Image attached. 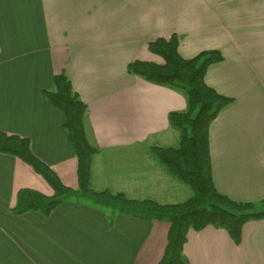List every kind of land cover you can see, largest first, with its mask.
I'll use <instances>...</instances> for the list:
<instances>
[{
  "label": "crops",
  "instance_id": "0c3cea01",
  "mask_svg": "<svg viewBox=\"0 0 264 264\" xmlns=\"http://www.w3.org/2000/svg\"><path fill=\"white\" fill-rule=\"evenodd\" d=\"M177 33L190 58L219 49L206 81L234 100L209 128L213 182L234 200H264V0H0V133L30 141L61 181L78 188V157L65 115L45 91L66 73L87 104L85 127L98 147L91 183L164 204L190 187L168 173L152 145L177 146L172 111L185 94L130 73L136 59L162 62L148 48ZM262 67V68H261ZM261 68V69H260ZM263 71V70H261ZM54 189L16 155L0 152V264H157L170 223L117 214L70 199L46 216L13 211L18 191ZM191 264H264V218L244 224L236 243L224 228L190 229Z\"/></svg>",
  "mask_w": 264,
  "mask_h": 264
},
{
  "label": "trees",
  "instance_id": "16d2710c",
  "mask_svg": "<svg viewBox=\"0 0 264 264\" xmlns=\"http://www.w3.org/2000/svg\"><path fill=\"white\" fill-rule=\"evenodd\" d=\"M148 48L164 61L136 59L128 64V71L152 83L180 90L186 96L187 109L169 114L171 125L180 132L179 145L153 146L151 151L170 175L190 187L192 195L188 199L164 204L154 199H131L124 192L93 188V158L99 149L87 136V104L74 90L66 73L56 74L54 89L46 90L45 94L65 115L64 126L78 157L79 187L66 186L57 173L33 153L26 137L0 133V152L21 158L54 189L51 196L29 187L20 189L14 213L38 210L48 216L61 203L74 199L88 201L108 211L110 222L118 213L168 221V243L157 264H191L184 252L190 229L202 230L211 225L224 228L238 243L246 222L264 218V200L260 203L234 200L219 192L213 182L209 128L221 109L234 98L209 85L206 73L211 64L224 59L223 53L219 49H208L186 58L180 53L177 33L151 40Z\"/></svg>",
  "mask_w": 264,
  "mask_h": 264
},
{
  "label": "rangeland",
  "instance_id": "374dc122",
  "mask_svg": "<svg viewBox=\"0 0 264 264\" xmlns=\"http://www.w3.org/2000/svg\"><path fill=\"white\" fill-rule=\"evenodd\" d=\"M163 61H164V59H163ZM162 61V62H163ZM263 67V69H261ZM260 69L261 70H263V71H261V70H259V73H260V75L261 76H264V64H263V66H262ZM174 127V126H173ZM175 128V127H174ZM176 129V128H175ZM177 130V129H176ZM178 131V130H177ZM178 133H179V143H180V132L178 131ZM179 145V144H178ZM177 145V146H178ZM153 146H162V145H152V146H150V151H151V149H152V147ZM152 152V151H151ZM152 154H153V152H152ZM157 159V158H156ZM158 160V159H157ZM158 162L161 164V165H163L159 160H158ZM93 166V165H92ZM164 166V165H163ZM165 167V166H164ZM166 169V168H165ZM104 190H110V189H104ZM110 191H112L113 193H119V192H121V191H113V190H110ZM125 193V192H124ZM126 194V193H125ZM127 195V194H126ZM128 196V195H127ZM129 198H131V199H136V198H132L131 196H128ZM139 200H143V199H139ZM118 214H121V213H118ZM117 215V214H116Z\"/></svg>",
  "mask_w": 264,
  "mask_h": 264
}]
</instances>
